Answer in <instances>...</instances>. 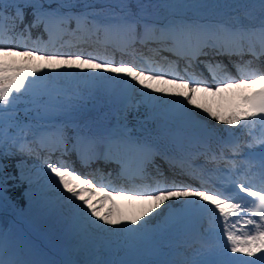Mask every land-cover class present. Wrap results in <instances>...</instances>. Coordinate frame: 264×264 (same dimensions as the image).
Listing matches in <instances>:
<instances>
[{
  "label": "snow or ice",
  "instance_id": "obj_1",
  "mask_svg": "<svg viewBox=\"0 0 264 264\" xmlns=\"http://www.w3.org/2000/svg\"><path fill=\"white\" fill-rule=\"evenodd\" d=\"M182 7L201 6L166 0H0V201L6 199L9 179L27 183L25 195L30 193L35 225L51 220L53 234L59 227L79 236L93 252L120 246L126 256L136 255L180 218L213 213L223 221V239L214 246L201 244L192 254L177 252L163 264H264V151L259 157L229 160L225 148L239 156V141L210 142L219 139L218 125L227 126L232 137L237 126L256 120L264 125V66L256 70L253 61L242 59L264 57V0L258 5V22L253 13L257 5L251 4L225 5L234 13L228 20L171 11L163 15L165 9ZM82 30L89 37H113L114 52L137 57L168 52L162 58L167 67L101 58L79 45L75 51L47 50L58 38ZM216 57H226L227 63ZM63 77L75 79L66 83ZM98 93L104 103L97 102ZM17 101L25 104L24 119ZM142 105L144 118L129 127L128 114L138 113ZM186 125L197 133L190 134ZM193 139L199 144L195 151L186 147ZM260 143L264 147V140ZM41 152L47 153L42 166H32L26 174L25 158H39ZM57 152L61 157L76 152L85 163L102 159L117 168L96 169L98 182L67 161H53ZM14 157H21L15 165L18 177L5 172L4 161ZM200 157L204 164L198 165ZM217 160L237 170L225 178L234 193L202 183L206 165ZM119 180L142 186L113 187ZM51 193L56 194L54 200ZM242 220L249 230L241 235L234 229ZM0 264L73 262L43 258L35 249H26L15 233L0 231ZM83 264L151 262L92 258Z\"/></svg>",
  "mask_w": 264,
  "mask_h": 264
},
{
  "label": "trees",
  "instance_id": "obj_2",
  "mask_svg": "<svg viewBox=\"0 0 264 264\" xmlns=\"http://www.w3.org/2000/svg\"><path fill=\"white\" fill-rule=\"evenodd\" d=\"M21 159V157H14L10 160L4 161L6 168L5 172L8 174H14L15 176L20 175V170L16 168V161ZM26 174L30 173L29 166L24 169ZM0 179H3V174H0ZM28 188L27 183H21L19 180H8L7 181V193L6 199L9 200L10 204L13 206L27 205V208H33L30 201V193L28 196L25 195V190ZM89 253V250L87 251Z\"/></svg>",
  "mask_w": 264,
  "mask_h": 264
},
{
  "label": "rangeland",
  "instance_id": "obj_3",
  "mask_svg": "<svg viewBox=\"0 0 264 264\" xmlns=\"http://www.w3.org/2000/svg\"><path fill=\"white\" fill-rule=\"evenodd\" d=\"M199 95H203V94H199ZM28 159H27V161H28V163L31 165V167L32 166H36V167H38L37 165H38V163L36 162V159H34L33 157H27ZM54 197V199L56 198V194L55 193H51L50 194V197ZM27 213H29L30 215H31V217L33 218L34 217V211H32V210H30V209H27ZM155 218V217H154ZM50 225V224H49ZM38 228V227H37ZM21 234H23V232H21ZM28 248H33V249H35V250H40L41 248L40 247H38L36 244H30V245H28Z\"/></svg>",
  "mask_w": 264,
  "mask_h": 264
},
{
  "label": "bare ground",
  "instance_id": "obj_4",
  "mask_svg": "<svg viewBox=\"0 0 264 264\" xmlns=\"http://www.w3.org/2000/svg\"><path fill=\"white\" fill-rule=\"evenodd\" d=\"M254 22L258 21L259 20V14H260V10H259V7H257L254 11Z\"/></svg>",
  "mask_w": 264,
  "mask_h": 264
}]
</instances>
